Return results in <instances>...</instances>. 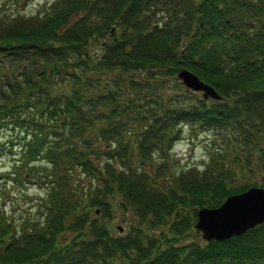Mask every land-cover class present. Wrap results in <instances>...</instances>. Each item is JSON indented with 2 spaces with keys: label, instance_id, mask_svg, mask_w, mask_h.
Masks as SVG:
<instances>
[{
  "label": "trees",
  "instance_id": "obj_1",
  "mask_svg": "<svg viewBox=\"0 0 264 264\" xmlns=\"http://www.w3.org/2000/svg\"><path fill=\"white\" fill-rule=\"evenodd\" d=\"M180 68L221 97L187 88ZM169 77L180 92L163 88ZM185 124L222 141L201 170L171 174L163 160L153 175L151 154L170 152ZM0 153L12 158L4 179L14 186L40 175L49 186L44 204L25 191L31 210L0 216V264H264V221L183 241L201 233L198 207L264 187V0H51L27 15L0 11ZM238 171L260 182L235 183ZM117 200L134 218L115 234Z\"/></svg>",
  "mask_w": 264,
  "mask_h": 264
},
{
  "label": "rangeland",
  "instance_id": "obj_2",
  "mask_svg": "<svg viewBox=\"0 0 264 264\" xmlns=\"http://www.w3.org/2000/svg\"><path fill=\"white\" fill-rule=\"evenodd\" d=\"M50 1L51 0H0V11L22 13L27 15L31 12L35 13L38 10H41L43 4L49 3ZM159 15H161V13ZM163 88L169 93L181 91L180 87L177 85V81L173 77L168 78ZM196 94L201 95V91H196ZM220 141H222V136L219 133L216 135L213 134L212 131L205 129L198 130V128L195 126L185 124L180 138H178L173 144L170 152L164 153L159 150L153 151V154H151L152 160L148 162L150 164L152 163L151 169H153L151 170V173L155 175V166L158 162L163 160L166 161V164H168L166 171L171 174L180 173L181 171L188 170L190 168L201 170L209 160V154L212 150V147L214 145H218ZM11 159L12 158L7 154L0 153V216L3 215L5 218L10 216H18L21 211L27 210V212H29V210H31V208H29L30 202L24 203V197H21V193L28 191L29 196L36 200L37 203L40 202L44 204L45 198L47 196L45 191L46 188L49 187L47 182H42V180H45L42 175H40V178L42 179L41 182H37L35 178L28 179L27 184H23L22 187L14 186V181L11 182L10 180L4 179V176L11 174V170L14 168V166H12ZM40 165H38V167L45 169L44 166ZM77 172L80 174L82 179L81 182H89L88 176H86L84 173L81 174L80 171ZM167 172L163 174L164 178L162 176H158V178L166 179L168 176ZM237 173L238 174L235 175V183L245 184L247 182H260V178H256L257 176H254L252 171L246 172L245 174H243L241 171H238ZM17 182L21 184L20 181ZM116 199L118 198L115 197L114 200ZM199 208L200 207H198L197 210ZM38 209L39 208H37V210L32 209V212L36 213ZM132 218H134V216L132 214L131 208L123 207L121 203L119 204V200H117L114 204L113 215L110 220V228L113 233L118 234L120 231L118 228L119 226L122 227L121 230L123 232L127 231L129 225L132 223H129L128 221ZM195 222L193 223V227ZM161 227L157 230L155 229V231L152 232L159 236L162 234ZM164 229L165 230L163 232H167V226H165ZM193 229L195 230V228ZM192 231L193 230H190L186 235H184L183 241L186 242L192 238L204 239L200 232L193 233Z\"/></svg>",
  "mask_w": 264,
  "mask_h": 264
},
{
  "label": "water",
  "instance_id": "obj_3",
  "mask_svg": "<svg viewBox=\"0 0 264 264\" xmlns=\"http://www.w3.org/2000/svg\"><path fill=\"white\" fill-rule=\"evenodd\" d=\"M177 75L187 88L200 90L203 97H221L211 84L191 70L180 68ZM263 221L264 187L253 185L229 194L218 206L200 207L194 227L206 240H221L241 234Z\"/></svg>",
  "mask_w": 264,
  "mask_h": 264
}]
</instances>
